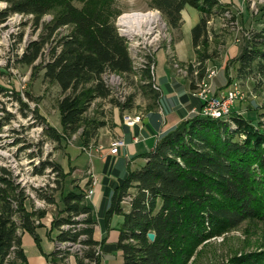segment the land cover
Masks as SVG:
<instances>
[{
    "label": "trees",
    "instance_id": "16d2710c",
    "mask_svg": "<svg viewBox=\"0 0 264 264\" xmlns=\"http://www.w3.org/2000/svg\"><path fill=\"white\" fill-rule=\"evenodd\" d=\"M2 1L6 6L0 10V22L12 12H20L32 14L38 24L52 5V0ZM186 4L201 13L190 29L198 63L197 71H193L201 78L204 73L200 69H204L205 61L213 56L208 46L215 33L209 29L208 22L212 7L219 6L218 1L153 0L154 7L162 12L171 28L180 27L181 9ZM64 25L70 30L51 48L50 58L43 64V79L56 84L60 90L57 100L60 131L70 135L81 129V141L87 144L106 124L105 120L89 122L86 116L95 99L111 96L102 73L114 71L130 75L133 63L127 40L119 33L114 18L96 4L86 2L78 6L67 0L46 22L44 30L50 36ZM45 41L43 35L31 40L19 61L35 67ZM235 60L239 76L254 72L256 83L264 80V24L241 35ZM150 61L152 58L148 56L149 63L141 68L140 79L145 80L148 94L158 104L161 92L153 86ZM190 88H195L193 80ZM110 99L120 112L133 106V95L123 102ZM179 100L186 104L179 110L180 120L160 136L150 150L138 154L144 157V163L138 168H128L124 175L109 169L113 176L103 178L98 208L103 215L102 227L108 228L113 214L123 216L117 241L103 245V249L121 250L120 264H186L195 246L207 238L238 226L246 219H257L264 225V133L234 112L228 119L199 113L186 117L189 109L200 110L203 101L190 93L181 94ZM48 132L55 139L60 137L53 131ZM50 166L62 176L59 164L51 162ZM85 196L86 190L75 185L61 194V212L65 215L54 217L51 224L52 227L74 225L60 231L56 238L78 240L84 245L82 254L76 256L79 264H91L90 260L98 264L95 247L100 242L92 236L96 220ZM41 197L47 203L55 202L51 194ZM126 198L127 210L122 204ZM25 199L23 189L10 172L0 167V264L25 260L22 231L29 232L40 248L36 228L41 225L45 210L28 209ZM77 215L83 216L80 221L71 219ZM77 223H81L78 228ZM150 231L154 232L153 239L147 236ZM81 234L85 237L78 239ZM262 259L264 251L263 256L247 255L242 262L264 264Z\"/></svg>",
    "mask_w": 264,
    "mask_h": 264
},
{
    "label": "rangeland",
    "instance_id": "374dc122",
    "mask_svg": "<svg viewBox=\"0 0 264 264\" xmlns=\"http://www.w3.org/2000/svg\"><path fill=\"white\" fill-rule=\"evenodd\" d=\"M65 1L67 0H52L51 9L41 17L38 24L33 21L32 14H22L20 12H12L4 21L0 22V167L8 170L12 179L23 189L26 195L24 202L28 209L51 210L53 218L59 215L63 207L61 194L66 192L68 187L78 186L79 178L72 175V170L76 164L86 166V158H93L90 156L91 150L100 148V145L95 143L93 138L92 141L90 140V144V141L83 144L80 138L81 129L70 135L63 134L60 131L57 107V100L61 95L60 90L56 84L43 79V64L50 58L51 48L60 36L70 30L69 26L64 25L57 28L50 36H47L44 26L46 22L53 18L54 13L62 8ZM68 1L78 6L86 2L96 4L102 11L110 14L114 18L119 33L127 40L129 54L134 66L130 75L116 73L118 78L121 79L119 81L110 79L109 75L112 71L102 73L103 81L111 96L105 99L97 98L91 103L86 113L89 122L93 119L105 120L106 124L111 127V118L114 111L119 112L121 122H125L122 125L123 127L129 125L124 120L127 115L139 116L138 121L143 116H148L150 119L155 116L154 119L158 117L161 121V113H158L155 109L157 103L148 94V86L144 84L145 80L140 79V74L144 64V52L148 55L151 52L152 70L154 72L156 51L164 49L166 59L177 75L176 79L189 78L193 80L195 88H190L188 93L193 97L195 96V98H199L195 91L198 88L204 89L206 87L209 90V95L217 97L225 90L234 88L236 97L229 114L224 118L228 119L231 112H234L250 120L254 126L264 133V80L256 83L257 79L253 76L254 72L246 76H239L236 70L238 63L235 60L239 52L241 35L248 29L255 30L264 24V0H217L219 6L212 7L211 21L208 22L209 29L215 33L208 46V52H213V56L205 61L204 69H200V72L204 73L201 78H198V72L194 73L193 71H197L198 63L195 59L180 61L176 55L175 46L182 38V46L187 43L190 53V31L185 28L182 31L180 27L171 28L162 12L154 7L153 0ZM5 6L6 2L1 0L0 10ZM222 9L227 10V17L221 15ZM147 11L154 12L157 15L156 19L150 22L148 30L149 25L140 21L128 24L131 28L137 26L135 29L133 28L134 32L131 29L127 30L129 27L126 28L118 23L119 17L125 13ZM227 19H230V21H227ZM41 35L46 38V41L43 44L41 56L34 62L35 67L32 64L20 62V54L27 44L33 39H39ZM173 61H176L183 68L187 65L188 72L181 74L176 71ZM159 62L155 70L156 73L160 67ZM107 73L108 75H106ZM153 86H155V83ZM156 89L158 88L156 87ZM145 90L147 91L144 92ZM129 95H133V106L121 112L114 101L110 99L114 98L119 102H123ZM203 106L204 103L200 110L195 107L197 110L195 113H191V109H189L186 117L198 113L208 116L201 113ZM49 130L60 134V137L55 139L49 134ZM98 133L99 130L95 137ZM114 153H117V151ZM51 162L59 164L62 176H58L56 171H53L50 166ZM87 168H90V165ZM105 176L112 177L113 175H110V172L104 169L101 188ZM92 178L93 175L91 174L85 185L93 186L97 179ZM40 194L53 195L54 204L47 203ZM127 200L126 198L122 201L124 206H127ZM98 208L95 214L96 223L93 226L100 227L102 231H107L110 228L111 218L114 214L110 217L108 228L104 229L101 225L103 215ZM82 217V215H77L71 219L80 221ZM69 227V224H61L59 227L53 228L57 230L58 235L60 231ZM76 227L80 226L76 225ZM53 241L54 250L56 251L55 256L58 259L62 255L65 257L80 256L84 250V247L77 242L59 240L56 237ZM97 241L100 243L95 247V252L99 259L103 253L114 251L103 249V245L112 244L107 242L105 238ZM263 251L264 225L257 219H246L238 226L229 228L196 245L186 264H243V258L247 255L263 256ZM257 253L261 254L257 255ZM260 261L264 262V259Z\"/></svg>",
    "mask_w": 264,
    "mask_h": 264
},
{
    "label": "crops",
    "instance_id": "0c3cea01",
    "mask_svg": "<svg viewBox=\"0 0 264 264\" xmlns=\"http://www.w3.org/2000/svg\"><path fill=\"white\" fill-rule=\"evenodd\" d=\"M200 16L201 13L198 9L186 4L181 9L180 28L182 31L184 28L190 31L191 27L199 20ZM182 39L175 46L178 59L180 61L195 59L194 49L191 44V35L190 53L187 43L182 46ZM158 61H160V67L156 73L155 70L158 66ZM153 76L154 83L161 92L158 104L155 106L157 112L161 113V121L158 117L157 119L151 120L148 116H143L140 121H136L123 127L122 125L125 122H121L119 112L116 113L114 111L111 118L112 126L110 127L108 124L101 126L98 129L99 133L97 136L93 137V139H95L93 141L100 145V148L91 150L90 156L93 158H86V166L82 164L78 166V164H76L72 170V175L79 178L77 184L80 188L87 192V187L89 186V188L93 190L90 196H85V201L91 208L94 220H96L95 214L101 198V178L104 169L109 172L111 167L112 169L117 170L119 175H124L128 168L134 169L142 165L145 159L138 154L150 150L160 136L173 128L180 120L179 110L184 109L186 106L185 103L179 100V97L183 93H188L191 80L189 78L181 80L176 79L177 75L174 73L169 61L166 59V51L164 49L156 51ZM162 85L164 86L163 88ZM134 136L138 138L137 141L133 140ZM114 139L123 140V144L118 146L117 153H111L109 150L111 144L115 141ZM89 165L90 168H87ZM85 173L88 174L85 175ZM91 174L95 180L97 179L96 182L93 186L85 185ZM69 189H71V187H68L66 191ZM130 191L133 192L134 189L131 188ZM127 208L128 202L127 206H124V209L127 210ZM64 215L65 212H60L58 216ZM52 219L53 213L51 210H46L45 215L40 218L41 225L36 228V232L39 236L40 248L37 246L33 236L29 232H21V248L25 260H17L15 264H50L52 262H54V264H79L77 258L74 256H67L64 259H58V257L53 254V240L54 237L57 236V230L52 227ZM122 220L123 216L121 214H114L111 218L110 228L107 231H102L100 227L94 226L92 234L93 238L95 240L105 238L107 242L115 243L118 238V228ZM121 262L122 251L117 249L112 252L103 253L98 264H120Z\"/></svg>",
    "mask_w": 264,
    "mask_h": 264
},
{
    "label": "built area",
    "instance_id": "2783aa9c",
    "mask_svg": "<svg viewBox=\"0 0 264 264\" xmlns=\"http://www.w3.org/2000/svg\"><path fill=\"white\" fill-rule=\"evenodd\" d=\"M246 33V32H244ZM151 52L149 53V57H151ZM151 65H152V69H153V63L151 61ZM153 71V70H152ZM155 87H157L155 85ZM195 94L203 101L204 106L202 108L201 113L203 114H207V115H218V114H228L231 110V106L233 105L234 99L236 97V92L235 89L233 88H229L227 90H225L224 93H222L220 96H213V95H209V90L208 88L204 87V89H198V91H195ZM191 113H195L197 112V110L195 109V107L191 108L190 110ZM124 120L129 123L132 124L136 121L139 120V116H130L127 115ZM134 141H137L138 138L136 136L133 137ZM123 144V140L118 139L115 140L112 143V147L109 148L111 152H116L117 151V146L122 145ZM90 193H92V189H88L86 195H89ZM77 226H80L81 223L76 224ZM75 225V226H76ZM70 227L74 226L69 224ZM85 237L84 234H81L78 239ZM72 243H79L82 247H84L83 244H81L78 240L77 241H71ZM91 264H94L93 260H90Z\"/></svg>",
    "mask_w": 264,
    "mask_h": 264
},
{
    "label": "bare ground",
    "instance_id": "6f19581e",
    "mask_svg": "<svg viewBox=\"0 0 264 264\" xmlns=\"http://www.w3.org/2000/svg\"><path fill=\"white\" fill-rule=\"evenodd\" d=\"M224 8V7H222ZM223 10V9H222ZM222 16H225L227 17V10H223L220 12ZM221 16V17H222ZM157 15L154 13V12H150V11H147V12H132V13H125L123 15H121L118 19V23L122 26H125L126 28L129 27L130 25H128L130 22H136V21H140V22H144L146 25H149L147 27V30L148 28H150V22L154 21L156 19ZM230 21V19H227V21ZM211 21V20H210ZM209 21V22H210ZM137 27V26H136ZM136 27L133 26V28L135 29ZM133 28L129 27L127 28V30H133ZM138 30V29H137ZM134 32V30H133ZM148 54H145L144 52V64L142 65V67H144L145 65H147L148 62ZM173 66L175 67L176 71L180 72L181 74H186L187 72V65L183 68V66L179 65L176 61H173ZM134 67V66H133ZM150 67L152 68V65H151V62H150ZM108 75V73L106 74ZM116 75V76H114ZM120 75V74H119ZM110 76V79L111 80H117L119 81L120 78H118V75L115 73L114 74V71L111 72V74L109 75ZM120 77V76H119ZM108 78V77H107ZM106 78V79H107ZM121 80V79H120ZM115 83V82H114ZM108 84V83H107ZM114 85V84H113ZM199 86V85H198ZM112 89V87H111ZM198 89H201V88H198ZM203 89V88H202ZM116 91V90H115ZM198 91V90H197ZM118 92V91H117ZM119 93V92H118ZM229 114V113H228ZM228 114H218V115H208V116H211V117H214V118H224L226 115ZM207 116V117H208Z\"/></svg>",
    "mask_w": 264,
    "mask_h": 264
},
{
    "label": "water",
    "instance_id": "95a60500",
    "mask_svg": "<svg viewBox=\"0 0 264 264\" xmlns=\"http://www.w3.org/2000/svg\"><path fill=\"white\" fill-rule=\"evenodd\" d=\"M147 236L150 238V239H153L154 238V232H147Z\"/></svg>",
    "mask_w": 264,
    "mask_h": 264
}]
</instances>
